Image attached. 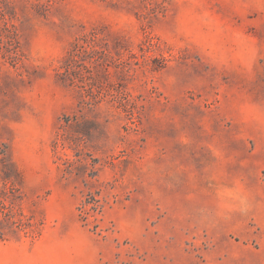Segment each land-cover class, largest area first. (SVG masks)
Here are the masks:
<instances>
[{
	"label": "rangeland",
	"instance_id": "obj_1",
	"mask_svg": "<svg viewBox=\"0 0 264 264\" xmlns=\"http://www.w3.org/2000/svg\"><path fill=\"white\" fill-rule=\"evenodd\" d=\"M0 264H264V0H0Z\"/></svg>",
	"mask_w": 264,
	"mask_h": 264
}]
</instances>
